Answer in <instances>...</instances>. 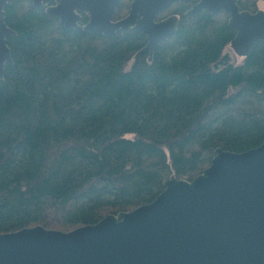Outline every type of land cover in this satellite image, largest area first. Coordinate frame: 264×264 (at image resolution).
Listing matches in <instances>:
<instances>
[{"label": "trees", "instance_id": "16d2710c", "mask_svg": "<svg viewBox=\"0 0 264 264\" xmlns=\"http://www.w3.org/2000/svg\"><path fill=\"white\" fill-rule=\"evenodd\" d=\"M190 7L164 12L178 30L150 61L137 55L144 33L104 36L83 30L85 14L74 29L29 0L6 6L15 35L0 79V234L96 224L151 203L171 176L194 179L219 148L264 143V42L231 63L229 16L188 18Z\"/></svg>", "mask_w": 264, "mask_h": 264}, {"label": "water", "instance_id": "95a60500", "mask_svg": "<svg viewBox=\"0 0 264 264\" xmlns=\"http://www.w3.org/2000/svg\"><path fill=\"white\" fill-rule=\"evenodd\" d=\"M47 6L49 18L62 26L111 36L144 33L151 61L159 43L172 38L180 18L158 20L174 3L194 5L188 18L202 11L229 16L235 31L230 43L246 58L264 42V10H243L239 0H133L129 13L115 20L122 0H29ZM0 0V79L13 64ZM151 203L110 214L96 224L72 231L37 225L0 234V264H264V143L244 152L217 149L211 165L192 180L171 176Z\"/></svg>", "mask_w": 264, "mask_h": 264}, {"label": "rangeland", "instance_id": "374dc122", "mask_svg": "<svg viewBox=\"0 0 264 264\" xmlns=\"http://www.w3.org/2000/svg\"><path fill=\"white\" fill-rule=\"evenodd\" d=\"M248 1H249V5L251 7V11L255 12L257 10H264V0H248ZM128 5H129L128 2L125 1L121 19L124 18L129 13L131 3L129 5V7H128ZM171 15H172V13L169 11V12H166L163 15H161L160 18H166V17H169ZM224 54L228 55L230 57L231 63H234L236 65L242 64L244 61L243 57L238 56L234 52L231 45H228L226 47ZM132 64H133V60L129 63L128 69L132 66ZM132 137H133L132 135L128 136V138H132Z\"/></svg>", "mask_w": 264, "mask_h": 264}, {"label": "flooded vegetation", "instance_id": "af4514ba", "mask_svg": "<svg viewBox=\"0 0 264 264\" xmlns=\"http://www.w3.org/2000/svg\"><path fill=\"white\" fill-rule=\"evenodd\" d=\"M175 4V3H174ZM180 4V3H179ZM194 5V3H191V7ZM131 6V5H130ZM191 7H190V9H191ZM6 8V7H5ZM221 14H226V13H221ZM220 14V15H221ZM180 18V17H179ZM161 19H164V18H158V20H161ZM115 20H117V19H115Z\"/></svg>", "mask_w": 264, "mask_h": 264}]
</instances>
